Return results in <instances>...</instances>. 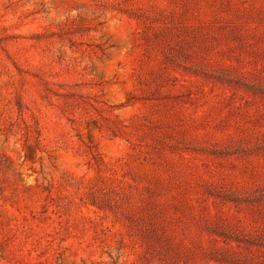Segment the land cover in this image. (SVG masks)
<instances>
[{
    "label": "rangeland",
    "instance_id": "obj_1",
    "mask_svg": "<svg viewBox=\"0 0 264 264\" xmlns=\"http://www.w3.org/2000/svg\"><path fill=\"white\" fill-rule=\"evenodd\" d=\"M0 264H264V0H0Z\"/></svg>",
    "mask_w": 264,
    "mask_h": 264
}]
</instances>
